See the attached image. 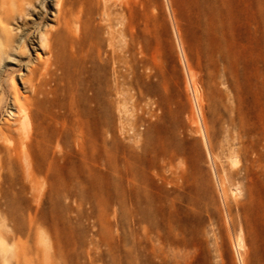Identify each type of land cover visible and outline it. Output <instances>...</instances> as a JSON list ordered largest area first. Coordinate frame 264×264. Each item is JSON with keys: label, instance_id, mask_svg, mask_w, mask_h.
Here are the masks:
<instances>
[{"label": "rangeland", "instance_id": "obj_1", "mask_svg": "<svg viewBox=\"0 0 264 264\" xmlns=\"http://www.w3.org/2000/svg\"><path fill=\"white\" fill-rule=\"evenodd\" d=\"M223 1L226 9L220 0H91L83 15L101 28L105 39L101 56L108 65L117 127L119 108L127 125L136 119L141 129L144 123L146 133L170 124L175 114L190 162L202 167L212 187L207 193L208 209L196 214V219L203 218L200 232L189 245L165 244L173 264H264L260 166L256 154L243 147L224 111L228 101L248 105L264 81V40L254 30L261 0H254L252 7L247 0ZM26 17L27 22L8 20L0 11V42L4 28L19 36L16 27L40 19L31 10ZM219 23L226 24L225 40L216 29ZM222 44L225 54L218 55L213 50ZM28 55V50L12 46L0 53V264H43L49 248L44 231L53 227L64 249L76 252L72 233L57 221L61 211L86 235L80 261L124 264L114 260L107 242L118 235L116 226L108 233L99 207L92 202L81 205L76 195L64 192L61 174L67 169L30 163L28 154L18 148L29 129L10 110L16 111L11 102L16 95L25 103L24 95L33 93L20 76L25 72L27 77L26 68L16 63ZM41 79L48 81L46 88L53 96L55 82L49 75ZM32 155L38 160L39 150ZM157 160L148 174L162 183L159 175L173 177L179 159Z\"/></svg>", "mask_w": 264, "mask_h": 264}, {"label": "bare ground", "instance_id": "obj_2", "mask_svg": "<svg viewBox=\"0 0 264 264\" xmlns=\"http://www.w3.org/2000/svg\"><path fill=\"white\" fill-rule=\"evenodd\" d=\"M90 2L0 0V11L8 20L22 18L27 22V10L37 12L40 18L27 27H16L19 36L4 28L0 42V53L11 46L29 53L16 63L26 68L27 77H23L25 72L20 76L33 88V93L24 95L25 103L20 95L11 101L16 111L10 110V114L19 117L16 120L29 129L28 136L19 139L18 148L28 154L30 163L67 169L61 174L66 184L64 192L70 197L76 195L81 205L92 202L99 207L108 233H113L116 226L118 235L107 241L115 261L173 264L165 244L189 245L191 238L200 232L203 218L196 219V214L208 209L207 193L212 187L202 167L190 162L179 134L180 119L175 114L170 124H160L156 133H146L142 130L144 123L141 129L136 119L127 125L119 108L117 127L108 65L101 56L105 39L101 28L83 17ZM220 2L226 9L227 3ZM247 3L252 7L254 0ZM258 5L259 20L254 30L264 40V0ZM216 29L225 40L226 24L219 23ZM213 51L223 55L225 46L219 45ZM44 75L55 82L53 96L46 88L48 81L41 79ZM256 92L248 105L232 100L224 105V111L243 147L256 154L260 166L258 180L264 188L263 80ZM35 149L39 150L38 160L32 155ZM149 155L154 158L148 160ZM158 157L179 159L173 177L159 175L162 183L148 174V169L158 164ZM44 178L49 180V174ZM57 219L72 233L78 249L68 253L53 227L54 232L44 231L49 248H45L43 264H94L80 261L85 255V233L64 211L57 214ZM15 220L24 225L23 221Z\"/></svg>", "mask_w": 264, "mask_h": 264}]
</instances>
